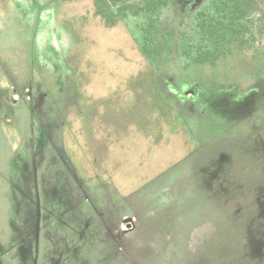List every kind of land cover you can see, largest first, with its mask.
Instances as JSON below:
<instances>
[{
	"label": "rangeland",
	"instance_id": "rangeland-1",
	"mask_svg": "<svg viewBox=\"0 0 264 264\" xmlns=\"http://www.w3.org/2000/svg\"><path fill=\"white\" fill-rule=\"evenodd\" d=\"M146 1L0 0V264H264V0Z\"/></svg>",
	"mask_w": 264,
	"mask_h": 264
},
{
	"label": "trees",
	"instance_id": "trees-1",
	"mask_svg": "<svg viewBox=\"0 0 264 264\" xmlns=\"http://www.w3.org/2000/svg\"><path fill=\"white\" fill-rule=\"evenodd\" d=\"M98 3L103 2V6H127L126 2L128 0H96ZM170 0H147L143 6H136V12H144V13H154L158 9L163 6H166ZM214 10L220 14H225L226 20H218L216 25H212V28L209 32L210 25H207L205 20V10L201 11L199 14L197 27L203 34H206V31L209 32L210 36L214 38V43L216 44V48H207L205 50H201L195 56L196 62H212L214 63L218 59H220L223 55L226 54V49L222 48L221 45L228 39L231 43L233 41V36L229 35V31H234L238 28H235L237 25V21H241L242 19L247 20L249 14L255 8V0H213L211 5ZM128 7H133L128 5ZM135 12V13H136ZM116 20H111L110 23H115ZM47 23V22H46ZM48 25V24H47ZM244 25V24H243ZM50 28V25L47 26ZM150 107V104L143 102L141 99H138L135 103V106L128 111L127 114L123 112L120 115V118L112 116L111 119L116 121L119 126V122L124 125L125 120H135L143 123L146 121L145 111Z\"/></svg>",
	"mask_w": 264,
	"mask_h": 264
},
{
	"label": "flooded vegetation",
	"instance_id": "flooded-vegetation-1",
	"mask_svg": "<svg viewBox=\"0 0 264 264\" xmlns=\"http://www.w3.org/2000/svg\"><path fill=\"white\" fill-rule=\"evenodd\" d=\"M29 92H30V90L27 92L28 95H29ZM30 95H31V92H30ZM30 95H29V97H30ZM32 95H33V94H32ZM32 95H31V96H32ZM133 221H134V218H133L132 216L125 218L124 223L128 225L127 230H130ZM1 251H2V250H1ZM2 252H3V251H2ZM2 252H1L0 255H2ZM0 263H1V261H0Z\"/></svg>",
	"mask_w": 264,
	"mask_h": 264
}]
</instances>
